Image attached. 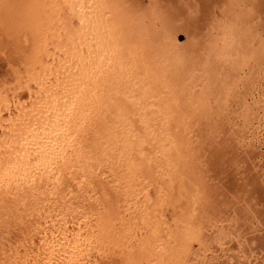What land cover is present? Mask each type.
<instances>
[{
	"label": "bare ground",
	"instance_id": "obj_1",
	"mask_svg": "<svg viewBox=\"0 0 264 264\" xmlns=\"http://www.w3.org/2000/svg\"><path fill=\"white\" fill-rule=\"evenodd\" d=\"M0 264H264V0H0Z\"/></svg>",
	"mask_w": 264,
	"mask_h": 264
},
{
	"label": "rangeland",
	"instance_id": "obj_2",
	"mask_svg": "<svg viewBox=\"0 0 264 264\" xmlns=\"http://www.w3.org/2000/svg\"><path fill=\"white\" fill-rule=\"evenodd\" d=\"M180 41H184V37L178 36Z\"/></svg>",
	"mask_w": 264,
	"mask_h": 264
}]
</instances>
